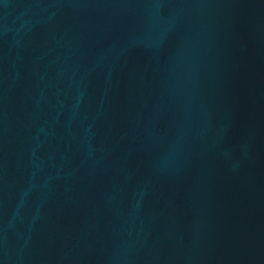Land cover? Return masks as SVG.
<instances>
[{
	"label": "water",
	"instance_id": "water-1",
	"mask_svg": "<svg viewBox=\"0 0 264 264\" xmlns=\"http://www.w3.org/2000/svg\"><path fill=\"white\" fill-rule=\"evenodd\" d=\"M0 264H264V0H0Z\"/></svg>",
	"mask_w": 264,
	"mask_h": 264
}]
</instances>
